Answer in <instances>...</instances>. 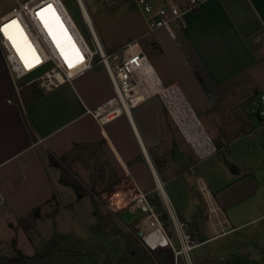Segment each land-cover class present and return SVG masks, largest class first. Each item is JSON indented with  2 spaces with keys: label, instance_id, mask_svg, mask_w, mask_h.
<instances>
[{
  "label": "crops",
  "instance_id": "1",
  "mask_svg": "<svg viewBox=\"0 0 264 264\" xmlns=\"http://www.w3.org/2000/svg\"><path fill=\"white\" fill-rule=\"evenodd\" d=\"M187 19V28L176 40L163 29L146 33V28L130 40L148 38L154 54L147 58L161 82L179 87L201 126L203 123L214 139L234 132L230 143L242 141V153L227 160L228 165L216 153L199 157H212L207 171L210 175L192 178L180 169L194 165L196 173L198 156L178 142L174 121L162 101L148 99L133 108L131 117L120 115L100 124L89 110L112 95L104 70L93 68L50 89L37 81L25 84L31 79L26 78L16 93L0 54V216L11 218L10 227L53 197L61 203L58 213H64L70 204L62 201L67 185L59 182V168L48 164L47 156L65 154L71 161L80 151L89 150L74 147L75 143L98 142L101 144L93 148L104 153L115 176L110 185L133 182L149 195L154 189L162 195L160 187L176 216L190 215L189 227L194 223L195 237L204 242L200 255L194 257L197 264H210L219 256L207 243L229 233L232 219L245 215L254 222L264 217V0H205ZM218 105L230 109V121L214 110ZM257 107H261V114H252ZM239 112L241 118L237 117ZM160 142L179 169L174 174L170 173V163H154V149L161 150ZM173 144L179 148L178 159L173 158ZM219 144L220 150L224 149L225 144ZM219 164L235 169L222 170ZM180 176L191 191L190 202L196 206L193 213H176L162 187L163 182ZM119 198L115 196L116 201ZM241 207L242 214L237 212ZM198 211L202 212L200 217ZM205 230L213 232L205 235ZM18 232L23 233L21 229ZM233 258L261 264L258 257Z\"/></svg>",
  "mask_w": 264,
  "mask_h": 264
},
{
  "label": "rangeland",
  "instance_id": "2",
  "mask_svg": "<svg viewBox=\"0 0 264 264\" xmlns=\"http://www.w3.org/2000/svg\"><path fill=\"white\" fill-rule=\"evenodd\" d=\"M62 1L83 38L89 47L93 48L87 25L83 21L77 0ZM82 1L91 18L94 32H96L100 43L107 51L114 50L118 48V46L120 47L125 42L137 36L139 32H143L146 28L140 12L130 1ZM10 4L11 0H0V13L5 12L10 7ZM139 41H141L140 43L143 50L150 59L154 51L152 50V45H149L148 38L143 37ZM94 68H100V65L97 64ZM36 73L37 71L32 72L28 74L26 78H31ZM150 99L162 101L158 95H154ZM245 108H247V106H245ZM260 108L257 107L253 109L254 111L252 114H256L255 112L261 114ZM164 109L167 112L166 108ZM214 110L220 113L223 119L227 118V121H230V116L232 114L230 109L227 111L225 106L218 105ZM227 112H229V114ZM241 116L239 112L237 117L241 118ZM202 125L214 144H225L224 149L219 151L214 149L209 155L216 153L222 160H230L233 155L240 154L244 150L242 141L230 143L234 132L227 133L224 139H214L203 123ZM174 126L176 128L173 127V130L178 133V142L189 150V152L191 150L195 154L190 144L179 133L177 125L175 124ZM262 127L264 130V125ZM159 145L162 148L161 150L154 149L155 158L158 162L164 160L170 163V173L174 174L179 169H175L172 163L173 161L169 160L171 158L164 144L160 142ZM163 151H165V153L162 154L161 152ZM211 158L212 157L205 160L198 159V171L196 170V173H194V165L189 168L180 169V171H183V173L188 174L192 178H194V175L198 174L204 177L207 175L209 176L210 174H208L207 171L208 167L211 168ZM66 163L87 190H90L94 184L95 204L93 203L90 193H84L83 190H80L84 198L78 200L79 198H77L75 190L67 186L62 191L63 203H70L67 204L68 208L64 209L65 212L58 213V211L61 210V203L53 197L49 203L38 212H34V216L31 215L29 217V220L34 223V226L28 232H25L19 227L17 219L11 223L12 229L9 226L11 218L0 216V254H11V241L15 239L16 247L21 249L24 253L26 252L25 250H28L29 253H26L28 255H32L35 252L44 253L46 262L43 264H64V262L67 264L73 262H82L83 264H118V259L127 252L128 241L134 242L136 236L139 237V235L138 229L135 235L132 231V227L122 222L121 216L127 211L125 207L116 209V211H111L113 212L111 213L109 212L110 209H108L104 203L105 196L110 195L111 192L115 191L119 186V184L117 186V183L114 185L109 184L114 180L115 176L106 163L104 153L98 148L80 151L71 161H66ZM181 163L184 164L183 166L188 167L185 161H181ZM218 166L222 170H228V168H230L221 164ZM100 168L103 171L101 176L98 171ZM181 176L177 179L163 182L162 187L168 196L167 201L169 205L176 213H190L196 206L191 204V191L187 187L186 180ZM154 193L158 195V201L162 202L163 209L167 210L162 197L163 194L160 195L156 189H154ZM154 207L157 210L155 204ZM237 212L242 214L244 210L241 207L237 209ZM39 214L40 218H35V216H39ZM196 215L200 217L202 212L198 211ZM129 216L132 217L134 221H137L136 214L129 213ZM179 217L183 218L184 216ZM249 219L250 217L245 215H240L232 219L230 225L227 227L232 228L229 233L207 243V245L212 246L221 257V259H219V256L211 259V263H220L227 258L232 260L234 259L233 257L248 256L251 260L258 257V260L260 259L258 263L264 264V217L254 222H250ZM55 220L57 221V225ZM162 222L164 228L170 232V223L168 219L162 220ZM136 223L137 222L133 225L134 228H137ZM194 227V223L193 226L189 227L193 235H195ZM18 229H21L23 233L18 232V234H16ZM212 232V230H209L207 233L205 230L204 234L208 235ZM138 242L140 243L139 239ZM197 263L198 262L195 260V264ZM179 264H182L180 258Z\"/></svg>",
  "mask_w": 264,
  "mask_h": 264
},
{
  "label": "built area",
  "instance_id": "3",
  "mask_svg": "<svg viewBox=\"0 0 264 264\" xmlns=\"http://www.w3.org/2000/svg\"><path fill=\"white\" fill-rule=\"evenodd\" d=\"M123 1H130L140 12L146 33L163 29L168 37L176 40L178 35L187 28L188 15L199 8L205 0ZM49 5L71 39L74 50L81 57L79 61L68 64L59 54L46 31L39 11ZM78 7L80 8L79 5ZM12 20L16 21L26 36L31 51L37 58L33 66L26 65L7 35L9 29L3 28ZM0 28H3L0 31V54L16 93L21 87L20 82L32 72L37 71L30 80L24 81L25 84L37 81L45 89H50L73 80L84 72L92 70L98 64L107 74L112 86V95L89 110L91 116L100 124H105L120 115L131 117L133 108L157 95L153 93L151 71L154 68L139 40H129L120 47L107 51L99 38L87 28L93 46L90 48L62 0H11L10 7L0 13ZM165 108L169 112L166 105ZM210 141L214 151L216 147L211 139ZM198 159L201 158L197 157L196 160ZM115 196L120 197L122 202L117 203ZM104 203L110 211L125 207L129 213L137 215V229L142 232L139 240L147 250L169 247L173 252L174 264H179V258L182 264H195L193 250L199 248L204 242L191 233L188 216L179 218L165 202L170 223V232H168L163 226L161 212L155 209L149 199V194L141 191L133 182L123 181L115 191L105 196Z\"/></svg>",
  "mask_w": 264,
  "mask_h": 264
},
{
  "label": "bare ground",
  "instance_id": "4",
  "mask_svg": "<svg viewBox=\"0 0 264 264\" xmlns=\"http://www.w3.org/2000/svg\"><path fill=\"white\" fill-rule=\"evenodd\" d=\"M77 2L80 6L79 9L84 23H86L87 28H89L90 31H92V33L97 36L96 32H94L91 18L83 4V1L77 0ZM39 16L51 40L53 41V44L56 46L62 58L68 64L79 61L81 57L74 50L71 39L58 21V18H56L51 11L50 7L46 6L43 10L39 11ZM7 25H9V27L6 29H9L7 35L9 36L10 41L13 43L21 57H23L26 65L33 66V64L37 62V58L31 51L26 36L18 27L17 23L12 24L10 21L7 23ZM151 73L153 81V93L157 94L161 100H163L172 120L177 125L182 136L190 144L196 156L202 157L211 153L214 147L179 87L176 84L164 86L155 71L152 70ZM172 155L174 159H178L180 157V151L176 144H173ZM159 190L163 194V191L160 187ZM119 202L120 198L118 199L117 203Z\"/></svg>",
  "mask_w": 264,
  "mask_h": 264
},
{
  "label": "trees",
  "instance_id": "5",
  "mask_svg": "<svg viewBox=\"0 0 264 264\" xmlns=\"http://www.w3.org/2000/svg\"><path fill=\"white\" fill-rule=\"evenodd\" d=\"M100 144L101 142L93 143V144H85V145L75 143L74 147H81L82 149H86V148L92 149L93 147L98 146ZM214 145L217 151L220 150L221 145L219 143H216ZM47 159H48V164L55 165L56 167L59 168L60 173L58 180L61 184L72 187L75 190L77 198L82 197V193L80 192V190H83L84 193H90L93 203L95 204L94 184L90 190H87L82 185V182L79 179H77L74 172H72L70 167L67 165L66 163L67 156L65 154L60 156H55L54 154L49 153ZM154 163L156 166L159 164L158 160L155 159H154ZM98 171L101 176L103 173L102 169L100 168ZM149 199L153 204H155L157 210L161 212L160 215L161 220L168 219L167 211L163 209L162 202L158 201L159 199L158 195L151 194L149 196ZM39 210L40 207H36L32 209L29 214L17 218V223L19 227L25 232L30 231L34 226V223L29 220V217L31 215L34 216V212H38ZM121 219L125 225L132 227V231L136 235L137 228H134L133 225L137 221H134L132 217L129 216V212L126 211L121 216ZM138 239L139 237L136 236V240L134 239V242L130 240L128 241L127 243L128 246L126 250L127 252L120 259H118V264H174L173 252L169 247H160L155 250H147L144 246H142L141 243L138 242ZM11 245H12L11 254H0V264H37V263L43 264L46 262L45 260L46 256L44 253L35 252L32 255H28L24 253L21 249L16 247L15 239L11 241ZM64 264L67 263L64 262ZM70 264H83V263L73 262ZM108 264H112V263H108ZM225 264H251V263L249 262L248 259L244 258V259H234L229 262H226Z\"/></svg>",
  "mask_w": 264,
  "mask_h": 264
},
{
  "label": "water",
  "instance_id": "6",
  "mask_svg": "<svg viewBox=\"0 0 264 264\" xmlns=\"http://www.w3.org/2000/svg\"><path fill=\"white\" fill-rule=\"evenodd\" d=\"M223 162H224V164H226V165H228L229 164V162L227 161V160H225V159H223ZM232 169H235L234 168V166H230ZM262 200L264 201V193H263V195H262ZM141 231H138V235H141ZM203 250V248H201V247H199V248H196V249H194L193 250V256L194 257H198L199 255H200V252Z\"/></svg>",
  "mask_w": 264,
  "mask_h": 264
},
{
  "label": "snow or ice",
  "instance_id": "7",
  "mask_svg": "<svg viewBox=\"0 0 264 264\" xmlns=\"http://www.w3.org/2000/svg\"><path fill=\"white\" fill-rule=\"evenodd\" d=\"M49 7H51V5H49ZM11 23H12V24H15L16 21H11ZM7 27H9V25H7V24L3 26V28H7ZM3 28H0V31H2Z\"/></svg>",
  "mask_w": 264,
  "mask_h": 264
}]
</instances>
